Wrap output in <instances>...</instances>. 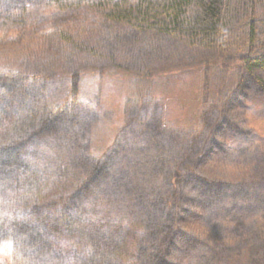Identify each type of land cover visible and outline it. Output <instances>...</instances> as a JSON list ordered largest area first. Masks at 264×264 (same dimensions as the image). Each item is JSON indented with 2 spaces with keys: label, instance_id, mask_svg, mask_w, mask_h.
<instances>
[{
  "label": "trees",
  "instance_id": "obj_1",
  "mask_svg": "<svg viewBox=\"0 0 264 264\" xmlns=\"http://www.w3.org/2000/svg\"><path fill=\"white\" fill-rule=\"evenodd\" d=\"M0 264H264V0H0Z\"/></svg>",
  "mask_w": 264,
  "mask_h": 264
},
{
  "label": "rangeland",
  "instance_id": "obj_2",
  "mask_svg": "<svg viewBox=\"0 0 264 264\" xmlns=\"http://www.w3.org/2000/svg\"><path fill=\"white\" fill-rule=\"evenodd\" d=\"M76 24H79V23H76ZM80 25V24H79ZM74 30L78 33V34H75L78 38L79 41L82 40L80 34H85V35H88L89 36V33H90V29L88 28H84V27H75ZM97 33L100 32L99 29H96ZM57 33H55L56 35ZM69 37V36H67ZM70 38V37H69ZM227 61H231L230 58L227 59ZM187 71V70H186ZM190 71V70H189ZM188 72V71H187ZM208 72V67H206V65H201L200 67H198L194 72H191V75L192 76H195V77H200L204 74H206ZM190 76V75H189ZM103 78V75H100V80H102ZM196 107V103L195 104H191V107L190 109L188 110L189 113H194L195 112V108Z\"/></svg>",
  "mask_w": 264,
  "mask_h": 264
}]
</instances>
